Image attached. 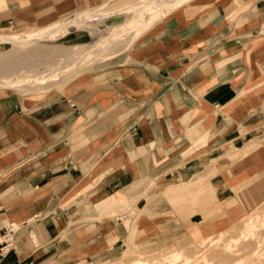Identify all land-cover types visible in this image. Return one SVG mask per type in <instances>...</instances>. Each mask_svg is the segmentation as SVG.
Instances as JSON below:
<instances>
[{"label":"crops","instance_id":"obj_1","mask_svg":"<svg viewBox=\"0 0 264 264\" xmlns=\"http://www.w3.org/2000/svg\"><path fill=\"white\" fill-rule=\"evenodd\" d=\"M107 1L0 0V35ZM194 3L68 91L0 94V264H82L116 254L128 230L105 212L157 181L206 178L217 201L240 203L232 181L264 177V151L226 155L264 142V0ZM90 18L61 37L88 43L91 23L112 17ZM11 233L14 245L4 239Z\"/></svg>","mask_w":264,"mask_h":264},{"label":"rangeland","instance_id":"obj_2","mask_svg":"<svg viewBox=\"0 0 264 264\" xmlns=\"http://www.w3.org/2000/svg\"><path fill=\"white\" fill-rule=\"evenodd\" d=\"M138 1L139 0H109L106 2V8L109 10L118 9ZM211 1L214 0H195V9ZM191 2L192 0H180L178 2L179 5L176 3V6H170L171 4L169 3H160L158 6V3H156L157 6L153 8V13L151 14L152 23L149 25L148 29L158 22L162 24L167 20L168 16L173 15L176 10L179 13L181 12L179 16L184 15V11L187 12L185 8L186 4H188L187 7L191 8ZM158 8L161 10L160 12ZM96 9L97 7L95 10L87 12L93 13ZM136 10L138 9L133 8L131 12L113 13L110 15V17H112L111 20L105 22L104 25H101L102 23L97 21L91 23L89 29L91 30L93 38L90 42L85 44L76 45L70 41H65L64 38L61 37V34L65 33L67 30H59L51 36L24 42L22 45H18L15 41H9V43L0 45V54L9 48L16 49L5 59H1L0 56V66L2 67L0 68V79L4 78L7 74L19 75L20 78H24V75L30 77L42 76L43 74L50 75L42 79V82L39 83L40 85L29 82V85L33 84L29 87L32 93L24 89L27 87V85H25L26 83L17 86L3 84V86L0 80V94L4 95L10 92H19L27 97L37 98L42 97V93H46L48 90L68 91L67 89L74 81L79 80L81 77H85L95 68L108 64L114 56L122 55L125 58L130 56L132 46L147 35L148 32L146 34H144V32L141 34L138 33L137 28H139V25H134L122 32L118 31V27L122 22L127 23V19L132 18V14H134ZM154 13H156V15ZM59 23L62 22L59 21L50 26H42V29L38 28L39 30L35 31L36 33L34 31L31 32L37 37L43 33L49 32L51 34V32L57 29L55 25ZM73 26L85 27L87 24H85L83 20ZM10 32L12 36L26 34V30L23 31V33L14 32L13 30H10ZM96 36L97 39H95ZM75 47L76 49H73ZM79 84H81V82L75 86H79ZM259 149L262 150V152L264 151V142L251 141L246 144L244 148L227 152L226 155L231 158L242 157L247 155V153H252ZM215 160L217 159H214L213 164ZM215 166L214 164V167ZM228 172L230 177L234 176L232 175L234 173L232 170ZM245 176V179L241 182L236 180L232 181L235 195H241L239 210H232L228 213L227 217H221L223 214L219 217H210L212 221H215L214 226L198 235L191 234L190 230L192 227L196 225L200 226L204 222L202 212L209 208V204H205V198L201 197L200 193L198 194L197 191L194 190V186L197 185L195 181H191L194 178L186 182L173 184H171L173 179L164 182L157 181V183L155 181L156 179H150L152 183L155 181L156 184L148 188H143L144 191H140L142 192V196L139 199L131 200L129 203L126 202V200H121V203H126L119 204L117 207H112V212H105V217H115L124 220L128 230L127 236L123 240V245L116 250V254H107L106 257H102L100 260L95 262H83L82 264H118L119 258L124 256L126 250L127 254L130 253L126 257L130 256V259H134V256H142L144 264H148V261L150 264H156V262L162 261V259L159 258L162 257V254L167 253V255H170L171 251L181 248L182 251L186 249L187 255L179 257V261H176L174 264H212L214 263L213 259H216V261L217 259L227 260V262H239V260L242 259L240 261L244 262H240V264H264V230H262L264 229V224L256 236H252L250 229L247 227V223H250L253 227L261 224L264 218V216L260 217L254 214L253 219L247 222L248 215L256 211H264V189L259 195H251V190L260 183H263L264 177L259 178L257 174H254V176ZM150 180L145 179L142 181H147L149 184L151 182ZM201 180L202 179H200V183H203L204 188L203 192L209 196L206 180ZM231 180L232 179H230V181ZM172 186L176 188L169 194L167 189ZM238 192L239 195H237ZM142 198L143 200H141ZM215 203L216 204L212 206H216L219 202ZM147 206L149 207L147 208ZM114 209H116V211ZM106 210L110 209L107 208ZM197 212L202 215L194 214ZM185 220H187L186 223H184ZM257 236L262 237L263 241H261L257 247L258 250H260L255 254ZM4 239H7L9 243L13 242V245L16 243L12 233ZM0 240L2 239L0 238ZM198 243L203 244V251V248ZM209 244H213V246ZM219 248L229 255L228 258H218L212 254V249ZM191 249L195 250L192 251ZM202 253L203 255L205 254V256H203ZM203 257L205 259H203ZM230 257L232 260H230ZM144 258H147L148 261ZM205 261H209L210 263Z\"/></svg>","mask_w":264,"mask_h":264},{"label":"bare ground","instance_id":"obj_3","mask_svg":"<svg viewBox=\"0 0 264 264\" xmlns=\"http://www.w3.org/2000/svg\"><path fill=\"white\" fill-rule=\"evenodd\" d=\"M180 0H139L138 2H136V3H132L131 5H129V6H125V7H120V8H118V9H113V10H109L108 8H106V6H107V4H106V2H105V4L103 5H98L97 6V9H96V11L95 12H93V13H90V12H87V11H84V12H77L75 15H73V17L72 18H69V19H66V20H62L61 22L62 23H59L58 25H55L56 26V30H54L53 32H51V34L49 33H43V34H41L40 36H34L33 35V32H31V31H37V30H39L38 28H36V29H31V30H26V34H17V35H14V36H12L10 33L9 34H7V33H5L4 35H0V42L1 41H3V42H5V41H15V42H17V44L18 45H22L24 42H30V41H33V40H36V39H41V37H47V36H51V35H53L55 32H57V31H59V30H67V29H69V28H71V26H73V25H77V23H79V22H81V21H83V20H86V19H90L91 20V18L90 17H92V18H95V17H97L98 19L99 18H102V17H106V16H110V15H112L113 13H117V12H131L132 11V9L133 8H136V9H138V10H136L135 12H134V14H132L133 16H132V18H128L127 20H128V22L127 23H120V26H123V27H118V31L119 32H122V31H124V30H126L127 28H131L132 26H134V25H139V28H137L138 29V33H142V32H144L145 30H147L148 28H149V25L152 23L151 22V17H152V13H153V8L155 7V6H157L156 5V3H158V6H159V4L160 3H163V4H171L170 6H172V5H175L176 6V3L179 5V2ZM169 6V5H168ZM169 6V7H170ZM162 8V7H161ZM159 9V8H158ZM157 9V10H158ZM156 11V10H155ZM154 11V12H155ZM159 12L161 11L160 9L158 10ZM155 15H156V13H154ZM158 15V14H157ZM160 16V15H159ZM161 16H162V14H161ZM155 17V16H154ZM96 18V19H97ZM114 18V17H113ZM97 19V20H98ZM130 19V20H129ZM115 20H117V19H115ZM157 20V19H156ZM241 21V20H240ZM86 22V21H85ZM94 22V21H93ZM114 22V21H113ZM116 22V21H115ZM236 23V22H235ZM124 24V25H123ZM204 24V23H203ZM89 26V25H88ZM74 27V26H73ZM90 27V26H89ZM75 28V27H74ZM79 28V27H78ZM42 29V28H41ZM25 31V30H24ZM20 33H23V32H20ZM25 33V32H24ZM36 33V32H35ZM34 33V34H35ZM95 39H97V36H96V38ZM96 41V40H95ZM73 49H76V47L75 48H73ZM16 50V49H15ZM14 49H12V48H9V49H7V50H5V52H3L2 54H0V56H1V59H5V58H7V57H9L10 56V54H12L14 51H15ZM0 68H2L1 66H0ZM50 75H42V76H36V77H30V76H26V75H24V78H20L19 77V75H9V74H7L4 78H2V79H0L1 80V83H2V85L4 84V85H6V84H9V85H11V86H17V85H19V84H24V83H26L25 85H27V87H25L24 89H26V90H28L29 91V93H32L31 91H30V88L29 87H31L33 84H31V85H29L28 83L29 82H34V83H37L38 85H40L39 83L40 82H42V79H44V78H47V77H49ZM1 85V84H0ZM3 85V86H4ZM23 88V87H22ZM215 163H217V160H215ZM214 163V164H215ZM216 165V164H215ZM205 180H206V178H204ZM191 181H195L196 183H197V185L196 186H194V190H196L197 191V193L199 194L200 193V196L201 197H203V198H205V201H206V203L205 204H209V203H212V202H214V201H216V202H219V201H217V196H215V190H214V188H213V186L209 183V187H208V192H209V196H207L203 191H204V188H203V183L201 184L200 183V179L199 180H191ZM173 184V183H172ZM174 188H176V187H174V186H172V187H169L167 190H168V192H169V194H171L172 193V191L174 190ZM118 198H119V201H121V200H125L126 198H124V196L120 193V195L118 196ZM137 199H139V196L138 197H136V200ZM216 204V203H215ZM149 206H147V208H148ZM140 208V207H139ZM237 211V210H239V201H238V199L237 198H230V199H227V201H225V202H222V201H220L216 206H210L208 209H206V210H204L203 212H202V214H203V218H204V222L199 226V225H196V226H194V227H192V229L190 230V233L191 234H193V235H198V234H202L203 232H205L206 230H208V229H210V227H213L214 226V222L215 221H212L211 219H210V215H213L212 213H215V212H218L219 213V211H223V217H227L228 216V213L229 212H231V211ZM218 213H216V214H214L212 217H219L221 214H218ZM254 214H256V216H260V217H263L264 216V211H256V212H254V213H252V214H250V215H248V217H247V222L248 221H250V220H252L253 219V217H254ZM181 216V215H180ZM264 224V218H263V220H262V223L261 224H259V225H256V226H251L250 225V223H247V227L250 229V231H251V235L252 236H256L257 234H258V232H260L259 230L261 229V227H262V225ZM264 226V225H263ZM255 228V229H254ZM262 230H264V229H262ZM202 241V240H201ZM261 241H263L262 240V237H260V236H257V239H256V253L255 254H257V252L260 250H258V246H259V244H260V242ZM205 242V241H204ZM202 243H203V241H202ZM202 243H198V244H200L201 245V247L203 246V244ZM206 243V242H205ZM262 244V243H261ZM130 245V244H129ZM129 245H127V246H129ZM194 245V244H193ZM200 245H199V247H200ZM210 245V244H209ZM227 245V244H226ZM225 245V246H226ZM132 246V245H131ZM206 246H207V244H206ZM210 246H213V244H211ZM130 247V246H129ZM190 247V246H189ZM194 247V246H193ZM181 248V247H180ZM203 248V247H202ZM185 249V248H184ZM200 249V248H199ZM207 249V248H206ZM222 249H225V248H222ZM254 249V250H255ZM192 251L193 250H195V249H191ZM201 250V249H200ZM204 250V248L202 249V251ZM230 250V249H229ZM132 251V250H131ZM131 251H129V252H131ZM210 251V250H209ZM225 251H227V250H225ZM231 252V251H230ZM125 254H124V256L122 257V258H119L120 260H118V264H144L143 263V257L142 256H140V257H137V256H134L133 258L134 259H130L129 257H126L127 255H129L130 253H128L127 254V250L124 252ZM192 253V252H191ZM208 253V252H207ZM212 254L214 255V256H216V257H218V258H224V259H226V258H228V254L227 253H225L224 252V250H221L220 248L219 249H212ZM232 254V253H231ZM230 254V255H231ZM136 255H138V254H136ZM141 255V254H140ZM183 255H187L186 254V249L184 250V251H182V248L181 249H179V250H174V251H171L170 252V255H167V253H164V254H162V257H159L160 259H162V261H159V262H156V264H174L176 261H179V257H181V256H183ZM202 255H203V253H202ZM210 255V254H209ZM147 256H149V255H147ZM192 256V255H191ZM203 256H205V254L203 255ZM184 257V256H183ZM190 257V256H189ZM231 257H232V255H231ZM230 257V258H231ZM129 258V259H128ZM229 258V259H230ZM253 258H254V255H253ZM126 259H128V260H126ZM145 259V258H144ZM147 259V258H146ZM145 259V260H146ZM153 259H155V258H153ZM203 259H205L204 257H203ZM207 259H209V258H207ZM257 259H259V258H257ZM230 260H232V258L230 259ZM236 260V259H235ZM240 260H242V259H240ZM239 260V262L237 261V262H227V260H222V259H217V261H216V259H213V261H214V263H212V264H240V262H242V261H240ZM254 260H255V258H254ZM146 261H148V259L146 260ZM146 261H145V263H146ZM151 261V260H150ZM152 262V261H151ZM205 262H207V261H205ZM209 262V261H208ZM207 262V263H208ZM216 262V263H215ZM244 262V261H243ZM242 262V263H243ZM148 264H150V262L148 261L147 262ZM210 263V262H209ZM245 264V263H244ZM247 264V263H246Z\"/></svg>","mask_w":264,"mask_h":264},{"label":"built area","instance_id":"obj_4","mask_svg":"<svg viewBox=\"0 0 264 264\" xmlns=\"http://www.w3.org/2000/svg\"><path fill=\"white\" fill-rule=\"evenodd\" d=\"M5 241H3V242H0V253H3V249H4V245H3V243H4Z\"/></svg>","mask_w":264,"mask_h":264}]
</instances>
